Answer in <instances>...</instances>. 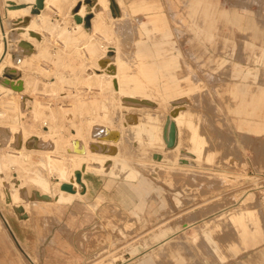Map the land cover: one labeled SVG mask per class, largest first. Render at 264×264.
<instances>
[{
	"label": "rangeland",
	"instance_id": "rangeland-1",
	"mask_svg": "<svg viewBox=\"0 0 264 264\" xmlns=\"http://www.w3.org/2000/svg\"><path fill=\"white\" fill-rule=\"evenodd\" d=\"M119 1L126 14L122 26L105 13V22L96 20V28L86 31L78 26L72 0H52L48 15L34 24L49 51L32 62L15 29L19 15L8 14V1L0 0V110L8 113L0 118V232L10 236L9 223L18 218L7 190L22 182L19 194L26 201L25 184L40 190L37 179L47 177L48 193L56 197L60 172L72 177V141L86 143L100 129L96 123H116L123 131L125 166L115 175L85 174L103 183L96 198H81L97 215L87 234L88 244L97 247H85L87 264H264V0ZM30 5L33 14L37 0ZM110 58L124 84L155 79L147 95L156 108L148 112L161 120L185 102L179 105L188 109L180 145L203 152L194 164L159 161L148 140L138 145L124 126L123 95L104 71ZM16 65L36 81L28 90L35 102L25 110L5 83ZM31 134L48 135L30 143L38 151L24 143L20 152V141ZM48 139L67 151L44 154ZM30 209L26 229L42 226L37 205L30 203ZM15 238L28 252L36 244L34 236Z\"/></svg>",
	"mask_w": 264,
	"mask_h": 264
},
{
	"label": "bare ground",
	"instance_id": "bare-ground-1",
	"mask_svg": "<svg viewBox=\"0 0 264 264\" xmlns=\"http://www.w3.org/2000/svg\"><path fill=\"white\" fill-rule=\"evenodd\" d=\"M6 1H8L7 5L9 7L8 14H12L14 16L19 15V16H17L18 18H14V22H15V26H16L15 29L17 31L19 30L18 31L19 33L21 32V38L19 39L21 50L26 54V56H30L31 61H32L33 57L36 58V54H40V52H48L49 51V41L47 42L46 41L47 39L45 40L46 37L44 36V34L41 33L42 31L37 29L34 26V24L36 21L40 20L44 15H48L47 13H48V10H50V8H51V5H52L51 1L52 0H44V7L40 9V13L37 12V13H33V14H31L33 6L30 5V3L31 2L35 3L36 0H6ZM72 1H73V7L75 9L78 5H80V3L83 4L81 6L79 12L74 13L75 17H80L83 19V22H81V23L78 22V26H79L80 30H81V28L85 29L86 31L94 30L96 28L95 27L96 25H94V22L96 20L101 19V20H103L102 23L105 22L104 21V14L105 13H107L109 15L110 19L112 18L113 23L118 24V26L119 25L122 26L123 22L125 21L126 14H125L124 10L122 9L123 7H122L119 0H93V3L91 5L86 4L85 3L86 0H72ZM90 14H93V16H94L92 18V27L86 28L85 27V18ZM12 22H13V20H12ZM86 33L88 34V32H86ZM89 34H91V33H89ZM94 34L95 33H93V35ZM0 38H2V37L0 36ZM3 43H4L3 40H2V42L0 41V58H1V55L3 53V47H4L2 45ZM8 57H9V55H8ZM34 58H33L32 62L35 61ZM111 59H113V58H110V60H108L107 64L104 66V71L106 73L108 72L111 74L110 78H111L112 82L114 80V84L116 86V88H115L116 91L119 94L123 95L122 99H124V101H126L128 99V101L131 103V104H125L124 103L122 106L125 109V117L126 116H130V117H136L137 116L138 117V121H139L138 124H135L136 122H134L132 119H128V122L125 124V127L127 129H130L131 132H133L134 136L136 137L135 139H136V142L138 143V145H142L143 143H145V140H148L149 141L148 143L154 145L155 149H157V153H161L164 155V159L172 158V159L178 160V159L183 158V159L187 160L188 162H190V164L195 163L199 157L192 158V157H190V155L182 154L181 153L182 151L187 152V153H191L190 150L188 149L189 147L186 145H183V146L180 144L178 145V129H179V133H180V126H182V123H184V120L186 118L185 113H187V112L182 110L181 106H179L181 103H176V105L174 104L175 107L170 112V114L168 115L169 117L167 118L165 126H164V123H165L166 117L164 120H161L160 119L161 115L159 113H154V112L152 113L150 111L148 112L149 109H153V108H149V109L138 108V109H136V107L134 106L133 103L142 104V105H150V106H153V105H152V103H146V102H140V101L134 100V98L130 99V98L126 97L123 94V92L119 91L120 80H118V73L120 70H118V68H117V70L115 69L116 66L118 67V64L116 62L112 61ZM28 63H29V61H28ZM36 63H37V61H36ZM22 67H23V64H22ZM119 67H121V64H119ZM2 68H3V64L1 65L0 70ZM97 71L98 72H96V73L98 75H100L101 70L98 68ZM35 72H37V71H35ZM96 73H95V75H97ZM37 74H38V72H37ZM31 75L28 76V74H26L24 72V70L21 68V65L20 66L16 65V66H13L7 72L6 78H5V83H6V86L8 87V90L10 92H15V93L19 94L18 96L21 97V99H22L21 104L22 105H20L19 107H21L24 110L26 108H28L32 104L33 101L35 102V100H34L35 97L33 96L34 97V99H33V97L30 96L28 93V90L32 87V84L36 83L33 76L31 77ZM37 80H40V79L37 78ZM41 80H43V79H41ZM56 82H57V80H56ZM48 85H50V84H48ZM45 86H47L46 83H45ZM36 89H38L37 86H36ZM34 102H33V104H34ZM9 108H10V106H9ZM123 108H121V109H123ZM132 109H134L136 111L138 110L141 112L133 113ZM158 109L160 110V108H157V110ZM9 113H12V111H10ZM7 114H8L7 111L0 110V118L6 117ZM10 115L11 114H9V116ZM114 115H113V117H114ZM14 116H16V115H14ZM104 116L106 117V113ZM107 117H108V114H107ZM113 117L110 118L111 121H112V119L116 120L115 117L114 118ZM125 117H124V119H125ZM101 118L104 119L103 116H101ZM122 119L123 118L121 117V120ZM114 120H113V122H115ZM101 122H103V120ZM105 122H107V121H105ZM117 123H120V122H117ZM108 125H110V123ZM108 125L105 126L104 124H101V123L97 124L96 123L94 126H96V127L99 126L100 129H98L96 131V134L93 133L91 138L86 143L85 142L82 143V140L79 138L72 141V145H71L72 148L68 149V151H69L68 153L70 154V156H72V158H71V160H68V163H69V166H72V168H73V170H72V177L73 178L70 176L65 178V176H66L65 172L64 171L60 172L61 177L58 178L59 182L57 183L59 188H60V192L58 193L59 195L56 197L58 202L69 201L72 197H74V195H78V196L84 195L82 193L81 183L77 182L76 174L78 172H81V174L83 175L82 183H84V185L87 186V182L85 180L86 179L85 174L87 173V171H90V170L93 172H105L106 171V172L110 173L111 175H115V174L120 173L119 168L121 166H123V167L125 166L124 160L121 157V151L119 150V148H120L119 144L121 141L116 138L117 132L122 133L121 132L122 129L119 128L121 125L120 126L118 125L119 127L116 125V123H114V125L116 127H114L112 125H111L112 127H110ZM122 125H123V123H122ZM177 126H178V128H177ZM102 127L103 128H109L110 130H112L111 131L112 133H109V132H107L105 134L103 133V134H101L100 137H98L97 133L101 132V130H103ZM16 132L18 133V131H16ZM45 135H48V134H43V135L31 134V136H28V137L25 136V139L23 141L22 140L20 141L21 148L18 147L19 151H20V149L25 148L24 143L27 145V147H29L30 152L38 151L37 149H34L35 147L33 148V147H30L29 145H30V143H32V141L39 142V139L41 137H44ZM50 141L51 140L48 139L47 141H45L44 144L47 145L50 143ZM35 142H33V143H35ZM56 143H54L55 146L54 147L52 146L53 148H51V149L47 148V146H44V149L42 150L43 153L47 155V154H52L54 152H57V150H59V151L61 150L64 152L67 151V148H64V150H63L58 144L56 145ZM96 148H98L100 150L98 151ZM117 151L119 153L116 154L115 152H117ZM161 157L163 158L162 155H161ZM46 159H47V157H46ZM185 160H183V162H187ZM55 165L58 167L59 164H54L53 166H55ZM46 166H48L47 163H46ZM120 170H122V169H120ZM63 179H69V180L64 181ZM37 180H38L37 183H39V185H37V187H39L40 190H38V189H35V190L40 191L41 195L52 196L50 193H48V189L50 187V182H49L48 178L46 177V178L37 179ZM3 182L4 181L1 180L0 185H2ZM63 183L73 184L75 189L77 190V193H70V192L62 190L61 185ZM20 187L21 186L19 185V187L17 186V187H14L12 190L9 189L7 191L9 193L11 205L14 206L15 210L18 213L23 214V218L26 219L29 216V213L31 211L30 202L24 201L23 198L20 196V194H19V188ZM109 210H111L110 207L104 208V211H109ZM119 260H120L119 258L115 259L116 262H118Z\"/></svg>",
	"mask_w": 264,
	"mask_h": 264
},
{
	"label": "crops",
	"instance_id": "crops-1",
	"mask_svg": "<svg viewBox=\"0 0 264 264\" xmlns=\"http://www.w3.org/2000/svg\"><path fill=\"white\" fill-rule=\"evenodd\" d=\"M133 84L129 82L124 84L120 80L119 91L123 92V94L130 99L134 98V100L140 102L152 103L153 105L150 106V105L133 103L136 109L138 108L155 109L156 102L154 98H152L150 94L147 95L148 92L152 93L154 91L153 87L155 84V79L150 76L148 77V80L141 81L139 78V81H137L136 85L133 86ZM195 87H196L195 85L192 88H188L187 86L190 92L193 91ZM132 89H134L133 90L134 92H129V90ZM124 103L131 104L128 101V99L124 101ZM181 103H185V102L183 101ZM185 112H188V109H186ZM168 115H166L164 126L166 124L167 118L169 117ZM126 117H127V122L128 119H132L134 122H136L135 124L139 123L137 116L136 117L126 116ZM111 131L112 130H110L109 128H105V133L107 132L112 133ZM121 132L122 133L117 132V136H116V138L120 141H122L121 139L123 138V131ZM103 133H104V128L103 130H101L100 134ZM180 134L181 131L179 133V129H178V145L182 143L180 141ZM52 144L54 143L50 141V143L47 145L45 144V146L51 149L55 146ZM119 150L121 151L120 148ZM190 152L191 153L182 151L181 153L185 155H190V157L192 158L198 157L199 155L203 154V152H200L198 150L192 151V149H190ZM115 153L117 154L119 152L117 151ZM156 153L157 151H154V154ZM126 154L127 153L124 152L123 150L121 151V155H126ZM161 155L163 156V158L160 157V159L158 158L157 159L159 161L165 160L164 155L163 154ZM183 160L185 159L183 158L178 159V161H181L182 163ZM187 163L190 164V162L188 161ZM50 169L51 167L48 166V170H47L48 174L51 173ZM57 180L59 182L58 178ZM85 180L87 182V186L84 185V183L81 184V186L83 187L82 193L84 195L83 194H82L83 196L74 195V197H72L69 201H65V202L57 201L56 197L59 194H57L56 197L54 196L52 197L50 195L44 196L41 195L40 191L35 190V188H32L33 190L32 191L30 186L33 185L25 184L27 190L25 187H23L22 195L27 202L37 205V209L38 211H40V217L42 219V226L34 229H26V224L32 218V213L31 212L29 213L28 216L29 218L27 217L26 219H24L23 214L18 213L15 210V214L18 216V218L14 219V222L12 221L11 224L9 223L10 229L12 230V231L10 230V236L8 233L0 232V264H87L86 262L87 254L85 247H97L96 242H94L91 245L88 244V239H87V234L89 233V231L94 230L92 226L97 224V215L93 214L92 212H88L87 204L81 198H89V197L96 198L98 193L97 190H95V188L103 187V183L98 184L95 181L94 182L91 180L88 181L87 178ZM82 181H83V175H82ZM21 183L22 182H20V184ZM52 183L55 184L56 182H53L52 180ZM91 188H94V190L93 189L91 190ZM18 236L19 237L21 236L23 242H26L28 240V236L30 237L34 236L36 237V239L34 240L36 241V244H31L30 247L33 248L30 249V251L28 252L24 248L16 246L15 242H17V240L15 237H17L19 241ZM21 253L25 254L28 257L29 262L27 260H24ZM115 259H114L115 263H118L120 261L119 260L118 262H116Z\"/></svg>",
	"mask_w": 264,
	"mask_h": 264
},
{
	"label": "water",
	"instance_id": "water-1",
	"mask_svg": "<svg viewBox=\"0 0 264 264\" xmlns=\"http://www.w3.org/2000/svg\"><path fill=\"white\" fill-rule=\"evenodd\" d=\"M37 3H38V7L34 10V13L38 12L41 8L44 7V0H37ZM85 3L88 4V5H91L93 3V0H86ZM82 5L83 4L80 3V5H78L76 7L74 12L78 13ZM93 17H94L93 14H90V15H88L85 18V27L86 28H91L92 27V18ZM77 21L81 23V22H83V19L80 18V17H77ZM76 176H77V182L82 184V174H81V172H78L76 174ZM61 189L64 190V191L70 192V193H77V190L75 189L74 185L71 184V183H63L61 185Z\"/></svg>",
	"mask_w": 264,
	"mask_h": 264
}]
</instances>
